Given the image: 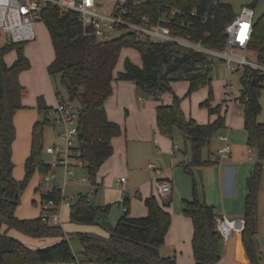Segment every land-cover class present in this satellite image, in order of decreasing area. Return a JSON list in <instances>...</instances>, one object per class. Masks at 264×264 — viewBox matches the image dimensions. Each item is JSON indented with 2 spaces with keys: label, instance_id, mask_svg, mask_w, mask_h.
I'll return each instance as SVG.
<instances>
[{
  "label": "trees",
  "instance_id": "16d2710c",
  "mask_svg": "<svg viewBox=\"0 0 264 264\" xmlns=\"http://www.w3.org/2000/svg\"><path fill=\"white\" fill-rule=\"evenodd\" d=\"M135 0H129L132 4ZM134 6L136 15H146L154 21L159 11L180 8L189 26L172 25L171 33L189 36L191 41H200L204 46L222 50L226 43L225 26L236 12L224 0H140ZM255 2L250 4L254 8ZM44 21L50 34L54 58L47 65L50 78L58 76L65 87L68 99L78 102L79 157L86 162L91 185L96 186V175L100 165L112 155L111 138L121 133L118 123L108 120L105 101L113 91L114 67L123 47L135 48L141 57L142 66L125 58L123 70L116 78L131 80L138 92L147 93L157 99L162 93L170 92L172 102L156 107V126L160 133L173 137L177 129L182 138L191 144V161L183 165V170L191 175V167L211 163L203 159L202 150L210 139L225 126V116L220 105H211L213 90L211 70L214 62L206 53L181 46L172 41H154L148 37H136L126 32L104 42L96 43L84 34L78 16L73 11L60 13L56 6L47 5L42 10ZM24 42L0 46V264H49L76 263L71 252L69 239L79 241L84 259L81 264L91 262L101 264H177L173 257H163L159 247L164 243L171 222L166 203H159L154 195L143 199L147 214L129 216L125 211L112 227L107 216L111 204L100 205L87 194H78L69 206V220L74 223L98 225L108 231L107 236L92 232L65 233L60 225L46 224L41 216L18 218L15 209L29 180L37 171L49 170L48 162L41 158L43 129L50 124L48 112L42 96L37 98V110L44 115L43 121L36 120L31 128L30 151L24 161V176L14 178L12 142L15 138L13 116L23 108L22 98L27 91L18 76L30 67L24 54ZM247 49L256 54L257 62L264 64V12L254 19ZM15 52V59L7 65L5 55ZM205 63L207 64L206 66ZM239 70V69H237ZM187 80L185 96L202 86L208 87L207 98L200 103L209 114H215L213 122L199 124L187 118L180 106L181 98L171 87L172 81ZM240 92L246 96L243 107V125L247 132V146L255 154L253 169L246 180L247 194L244 200V227L241 231L242 243L249 264H261L256 232L257 202L264 165V121L258 122L261 112L259 98L264 89V72L249 66L241 68ZM58 93V91H56ZM38 189V186L36 187ZM96 191V189L94 190ZM41 201L60 199V189L40 193ZM119 204V202H117ZM126 203V201H125ZM182 213L192 222L191 246L195 264H215L221 257L222 238L214 229V207L201 201L197 186L192 179V197L182 201ZM15 229L33 238L57 237L59 240L49 246L31 248L3 231Z\"/></svg>",
  "mask_w": 264,
  "mask_h": 264
},
{
  "label": "crops",
  "instance_id": "0c3cea01",
  "mask_svg": "<svg viewBox=\"0 0 264 264\" xmlns=\"http://www.w3.org/2000/svg\"><path fill=\"white\" fill-rule=\"evenodd\" d=\"M34 40H36V38ZM10 53L13 54L9 60L6 59L8 54L4 57L7 65H10L15 59V52L11 51ZM248 53L254 52L247 50V54ZM254 56V61H257L255 53ZM53 58L54 56L48 61L43 60L42 71L40 70V82L42 87L36 88L31 96V91L28 89L29 86L24 80L31 65L28 69L21 71L18 76L20 84L25 87L27 93L21 101L24 107L17 110L13 116L15 138L12 142V161L14 164L12 174L17 180H21L24 176V161L30 151L31 128L39 114L37 110V98L42 96L45 104L49 106L50 109H52L55 106L54 104L57 103L56 91L52 87L51 79L46 70L47 65L53 60ZM232 75L233 71L227 68L222 59H214L211 70V87L213 90L211 105L221 106V111L225 116V126L210 139L207 144V157L203 159L209 160L211 154L221 148L226 142L231 148L230 157L220 164L211 162L209 164L192 166L191 175H189L196 182L199 199L214 207L215 216L224 214L228 217L242 218L244 213V200L247 194L246 180L253 169L255 160L252 161L247 158V132L243 125V113H240L239 110L235 113L234 107H232V111L229 109L230 105L235 103L229 96L232 90L226 85L227 80H229ZM47 82L51 89L46 86ZM133 87L135 88V83L126 84L124 87L118 88H124V91L121 90L116 96L114 94V97L111 96V98L113 97L112 104L115 106H108V102L111 100L110 97L105 101L106 116L108 120L115 121L119 124L121 127V133L112 137L110 140L113 147V153L100 165L96 175L97 184L94 189L91 185V188L93 189L91 195L96 194L98 189L104 187L105 189L103 192H105L106 195L108 194L111 189L107 188L108 184H105L104 181L110 173L112 174L114 172L121 174L128 172L130 167L129 163L135 158L133 157L132 159L130 156L131 148H134L133 152H136L137 154L143 152L149 154L150 160H157L160 165L163 166V169H161L157 177L166 179L171 183L170 192L167 194L158 193L161 196V199H158L152 186L147 187L144 182H140L139 184H137V182L134 184L130 183V187L127 188L128 182L127 179H125L124 182L118 183L119 185H123L121 186V189L118 190V195L114 202H119L122 196H126L125 205L129 216L146 215L147 207L145 206L143 199L151 194L157 198L159 203H166L164 208L170 213L171 222L165 235L164 243L159 247V254L163 257H173L177 264H195L191 246L193 232L192 222L189 217L182 213L181 203V201L190 200L192 197V180L189 176L186 175L185 177L183 175L184 173L182 169L183 165H187L191 161V149L189 152L185 146L183 150L179 144L176 143L178 137L182 138L177 129L174 130L173 137H169L160 133L156 126V107L160 104H170L172 102V94L169 92L170 94L166 96L161 95L157 99H154L151 95L148 96L150 99L138 95L136 101L143 105V107L133 110L126 100V95L131 94ZM171 87L174 93L181 98L180 106L187 118H192L199 124H206L215 120L216 115L209 114L207 109L200 105V103L208 96L207 86L198 88L188 96H185L188 88L187 80L172 81ZM58 93L63 97L60 92ZM128 121H130V124ZM130 125L131 128H128ZM128 129H131V132H128ZM220 136H225L227 140L221 139ZM183 141L185 142L184 139ZM131 143L134 145L132 146ZM174 144L177 145L176 148H174ZM148 145L151 146V148H149ZM252 155L255 158L254 151L252 152ZM162 160H164V163ZM164 164H166L165 167ZM122 177L123 176H121V178ZM31 182L32 180L29 183V185L31 184L30 189L27 190V192L25 191L24 195H21L20 203L15 209V216L18 218H33L40 215V208L36 207L35 204L41 200V192L37 195L36 187L38 185L36 186V183L32 184ZM139 188H141L143 193L139 192ZM95 189L96 191H94ZM128 189H132V193H128ZM31 190H33V192ZM87 195L90 198L89 194ZM176 195H179L178 199H181V201H177V204L175 203L171 205L170 197ZM30 202L33 204L31 205ZM67 211V218L64 219V217H62L60 223V226L65 233H68L64 228V224L67 219L69 220V207H67ZM69 222L71 221L69 220ZM115 222L116 221L110 223V221H108V224L113 226ZM75 227L102 236H107L109 234L106 229L98 225L86 224V226L76 225ZM2 230H6L7 234L31 248L49 246L59 240L57 237H29L15 229L7 230L5 226H3ZM256 242L261 255V264H264V165L258 192ZM70 248L75 256L76 263L81 264L84 259L81 254V247L78 250L76 248L73 249L72 246H70ZM220 252L221 257L215 264H249L242 243L241 232H233L227 240H222ZM49 264L74 263L65 262ZM90 264L101 263L91 262Z\"/></svg>",
  "mask_w": 264,
  "mask_h": 264
},
{
  "label": "built area",
  "instance_id": "2783aa9c",
  "mask_svg": "<svg viewBox=\"0 0 264 264\" xmlns=\"http://www.w3.org/2000/svg\"><path fill=\"white\" fill-rule=\"evenodd\" d=\"M140 0H135L132 4L129 0H0V30L8 33L9 41L19 43L32 41L36 38L35 24L42 20V10L47 5H54L60 13L73 11L77 14L84 34L93 38L96 43L107 42L122 33H132L136 37H148L154 41H172L187 48H193L206 53L211 59H222L227 68L231 71L249 66L264 72V64L251 60L247 56V44L251 36L252 25L255 19L254 8L250 5H242L234 18L225 26L226 43L222 50H214L204 46L200 41L194 42L189 36H177L171 33L172 25L189 26L183 16L188 14L193 16L194 11L186 13L180 8H170L165 11H159L156 19L151 21L146 15H136L135 5H140ZM120 32V34H117ZM213 64V63H212ZM210 64V66H212ZM207 64L205 63L204 66ZM228 87L232 84L227 82ZM57 103L48 112L51 124L56 129V137L62 142H54L45 147L46 154L51 156L48 162L49 170L44 173L38 183V189L41 192L48 193L52 191L53 186L59 187V182L54 185L49 174L55 167H64L63 186L74 177V168L85 167L80 157L79 139H78V106L68 98H63L56 93ZM233 102L243 105L247 99L238 89L230 93ZM221 139L227 140L225 136ZM174 148L177 145H173ZM252 148L247 147L248 160L254 161ZM231 148L226 142L221 148L216 150L209 157L212 163L220 164L230 157ZM150 170H158L154 163H147ZM158 175V174H157ZM154 176V184L159 193L167 194L171 190V183L162 178ZM56 179V178H55ZM81 182H87L88 177L83 176ZM125 179L122 177L117 182L122 183ZM45 182H50V187H44ZM94 189L95 186L92 185ZM60 199L58 201L48 198L40 201V216L44 223L60 225L61 217L59 208L69 207L72 199L62 196L60 188ZM91 190V194L93 192ZM126 196H122L119 204L122 211H127L125 205ZM244 227L243 218L228 217L224 214L215 216L214 229L220 234L223 241L233 233H240Z\"/></svg>",
  "mask_w": 264,
  "mask_h": 264
},
{
  "label": "rangeland",
  "instance_id": "374dc122",
  "mask_svg": "<svg viewBox=\"0 0 264 264\" xmlns=\"http://www.w3.org/2000/svg\"><path fill=\"white\" fill-rule=\"evenodd\" d=\"M224 1H227L228 3H230L235 12H238L242 5H250L252 2H255V5H254L255 18H257L258 16H260L264 12V0H224ZM35 29L37 32L36 40L24 42V44H23L25 56L28 57L30 65H31L30 70L27 71L26 78H24L25 82H27V84L29 86L28 89H30V91H31L30 96L34 93V90H36V88L42 87L41 82H40V77H41L40 70L42 71L43 60L48 61L50 58H52L54 56L53 55L54 49H53V45L51 42L50 34L47 30V27H46L44 21L41 20V21L36 22ZM117 34H120V32H118ZM7 43H9L8 33L0 30V46L7 44ZM12 54L13 53H8L6 59L9 60L12 57ZM247 56L249 59L254 60V57H255L254 53H248ZM125 58H128L133 64H135L139 67L142 66L140 54L135 48L123 47L121 49L118 60H117L116 65L114 67V76H115V78L113 79L114 91H112L111 95L109 96L111 99L108 102L109 107H111V105H112V107L115 106L114 104H112V99L114 97L113 94L116 96L117 93L120 92L121 90L124 91V88L118 89L119 87H124V85H126V84H133L134 83L131 80L122 81V80H119L116 78L117 73L119 71L123 70V64H124ZM240 74H241V71H233L232 77L229 80H227V82L232 84V87L230 86L229 88L232 91L234 90V92H236L240 88V81H239ZM50 79L52 82L53 89L55 91L60 92L64 98H67L68 95H67L66 89L60 83L59 77L55 76V77H52ZM46 86L49 87V89H51L48 82L46 83ZM168 94H170V93L164 92L161 95L166 96ZM138 95H141V96H144L147 98H148V96H150L147 93L138 92L136 90V87L135 88L133 87L131 94L126 95L127 103L131 107V109H133V110L143 107V105L139 104L136 101V98ZM111 96H113V97L111 98ZM148 99H150V98H148ZM148 101H150V100H148ZM259 102L261 104V112L257 116V119H258V121L263 122L264 121V89L261 91ZM73 103L76 106H78L77 100H74ZM232 107H234L235 113H237L238 110L240 113H243V107L241 104L232 103L229 107L230 111H232ZM43 119H44V115L42 113H39L36 120L43 121ZM128 122L130 124V121H128ZM128 128H131V125ZM128 132H131V129H128ZM54 141L62 142L60 139L58 140V138L56 137V129L54 128V126L52 124H46L44 126V129H43V141H42V149H41V158L45 162L51 161V156L46 154L45 147L47 145L52 144ZM176 143L179 144V146L183 150L186 146L187 150L190 152L191 144L189 141L185 140V142H184L181 137H178L176 140ZM131 145L133 146L134 144L131 143ZM148 147L151 148V146H149V145H148ZM133 149L134 148L130 149V156L132 157V159H133V157H135V158L132 161H130V163H129L130 167H129L128 172L121 173V174L113 172L112 174L110 173L108 175V177L105 179V181H104L105 184L106 183L108 184L107 188L111 189L108 192V194L106 195L105 192H103L105 187L98 189V191L94 195L89 194L90 198L95 203H99L100 205H105V204L106 205L107 204L112 205L110 212L107 216V220L110 221V223H113L114 221H116L117 217L119 215L123 214L122 206L120 204H118L117 202H114L116 200V196L118 195V193H117L118 190L121 189V186L123 185V184L119 185L117 182L121 178V176H123L124 179H127V182H128L127 188L130 187V183L134 184V183L138 182L137 184H139L140 182H144L147 187L152 186L153 190L156 192L157 198L161 199V196L158 194L159 193L158 189L154 184V176L157 175L161 171V169H163V166H161L157 160H150L149 154H145L144 152L137 154L136 152H133ZM207 153H208L207 152V146H205L202 150V157L206 158ZM149 162L154 163L155 166L158 168V170H156V171L148 170L146 167H147V163H149ZM162 162L164 163V160H162ZM165 165L166 164H164V167H165ZM182 169H183V167H182ZM183 173H184L183 175L185 177L187 175L192 180L191 176L188 173H186L184 170H183ZM49 174L54 175L56 180L59 182V187L62 188V196H64V197H69L72 200H74V199H76V197L80 193L81 194H88L91 192V189H92L91 188V182L89 180L88 172H87V169L85 167L74 168V177L71 180H69L64 186H63L64 167L57 166L54 168L53 171H49ZM43 175H44V173H39L36 171L33 174V176L31 177V179L29 180V182H28V184H27V186H26V188L22 194L24 195L25 191L27 192V190L30 189L31 184L29 185V183L31 180H32L31 183L32 184L36 183V186H37L38 183L40 182V180L42 179ZM83 176L88 177L87 182H81L80 181V179ZM42 186L50 187L51 183L45 182L43 185H41V187ZM31 191L33 192V190H31ZM127 191H128V193H132V189H128ZM40 192H41L40 189L36 190L37 195ZM139 192L143 193L141 188H139ZM178 198H179V195L170 197L171 205H173L175 203L177 204V201H181V199H178ZM40 201L41 200H39L38 203L36 202V204H35V206L38 208H40ZM181 203H182V201H181ZM30 204L32 205L33 203L30 202ZM59 214L61 217V221H62V217H64V219H66L68 216L67 207H64V206L60 207L59 208ZM76 225L86 226V224H77V223L69 222V220L67 219V221L64 224V228L68 233L91 232V231H86V230H80L77 227H75ZM69 243L73 249L76 248L78 250L80 248V243L75 238H70Z\"/></svg>",
  "mask_w": 264,
  "mask_h": 264
},
{
  "label": "water",
  "instance_id": "95a60500",
  "mask_svg": "<svg viewBox=\"0 0 264 264\" xmlns=\"http://www.w3.org/2000/svg\"><path fill=\"white\" fill-rule=\"evenodd\" d=\"M52 182L54 183V185H57L58 184L55 178H52ZM110 227H112L111 224H110Z\"/></svg>",
  "mask_w": 264,
  "mask_h": 264
}]
</instances>
